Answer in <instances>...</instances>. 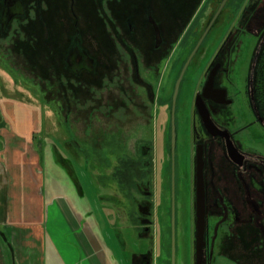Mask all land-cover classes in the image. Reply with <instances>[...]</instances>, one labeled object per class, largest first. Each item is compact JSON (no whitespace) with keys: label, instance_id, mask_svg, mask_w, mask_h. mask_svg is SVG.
I'll use <instances>...</instances> for the list:
<instances>
[{"label":"flooded vegetation","instance_id":"obj_1","mask_svg":"<svg viewBox=\"0 0 264 264\" xmlns=\"http://www.w3.org/2000/svg\"><path fill=\"white\" fill-rule=\"evenodd\" d=\"M18 1L22 10L19 14L15 13L19 11L17 0H0V41L11 48L15 41L28 35L54 49L51 53L59 58L60 69L58 76L46 80V88L49 91L58 82V93L52 97L45 95V105L64 107L72 102L80 106L78 99L69 96L71 90H104L103 133L105 137L120 134L126 138L122 153L130 155L125 156L126 175L122 180L127 183V195L135 207L132 216L135 214L138 221L134 225L138 236L150 237L154 225L152 182L158 133L166 147V161L157 180L168 187L169 218L172 177L175 212L184 179L180 155L175 146L172 155L170 145L174 85L166 101L169 121L159 122L158 129L156 122L157 106L164 104L157 80L162 62L171 57L173 50L172 28L164 23L167 13L160 7L161 0ZM166 3L163 2L164 7ZM207 4L200 3L178 41L182 46L191 42L189 52L201 34H197L195 24ZM4 9L7 19L2 16ZM151 18L159 28L158 44ZM263 43L264 0H246L225 25L209 58L199 63L194 88L188 93L190 105H184L188 116L184 131L190 143L191 264H199L200 260L196 250L198 180L203 188L205 224L200 264H216L220 259L234 264H264V155L249 145L255 126L264 129L254 94V70ZM6 51L9 50L2 54L10 56L12 50ZM176 60L177 56L170 69ZM175 108L176 100V131ZM73 111L69 115L63 113V121H68L76 112ZM138 111L142 116L135 119ZM152 259L151 251L133 255L135 264H152Z\"/></svg>","mask_w":264,"mask_h":264},{"label":"rangeland","instance_id":"obj_2","mask_svg":"<svg viewBox=\"0 0 264 264\" xmlns=\"http://www.w3.org/2000/svg\"><path fill=\"white\" fill-rule=\"evenodd\" d=\"M165 1L167 3L164 7L163 2ZM204 1L161 0L160 7H163V12L167 13L164 16L166 19L164 23L170 24L172 28L170 49L173 50L171 57H167L162 62L157 80V86L160 89L159 97L164 103L157 106V129L159 122L163 124L164 121L165 123L169 121V112L167 113L169 105L166 101L182 68H180L181 63L188 56L191 48V42L182 46L178 41L183 37L189 20L195 16L194 13L198 6ZM219 1L210 0L209 4L202 10L199 22L195 24L197 34L203 30L207 18L215 10ZM245 2L246 0H228L226 2L206 35L203 44L186 68L179 85L175 108V133L177 132L175 147L180 155L179 161L184 171V179L180 184L176 207V264H191V187L188 179L190 174V143L188 133L185 132L187 125L185 122L188 116L184 112V105L186 108L190 105V94L188 93L194 88L193 80L199 63L209 58L217 38L225 29V25L230 23ZM19 24L22 26L21 22ZM46 46L44 41L30 39L28 35L15 41L11 48L0 41V98L31 101L36 103L38 107L40 106L44 116L38 124V129L41 131L38 136L42 138L44 143H49L57 150L58 163H52L53 157L51 159L49 155L50 151L54 149H51L47 154L46 175L49 182L46 184V188L50 192L65 191L66 194L73 195L78 191L73 183V177L76 176L74 178L79 180L82 189L83 203L97 214V221L105 236H103L104 241L112 245L116 251H121L124 264H133V255L146 251L152 253V264H169L170 226L167 211L169 201L166 197L168 187L158 183L157 180V174L163 169L166 161V147L163 138L158 133V138L155 137L156 141L154 140V160L156 163L153 170L155 179L152 182L154 225L151 236L141 238L138 236L139 230L134 227V225H138V221H135V214L132 216L135 207L131 197L127 195L129 194L127 183L123 181L126 175L125 156L130 155V153H122L126 138L120 134L116 137H105L103 133L106 123L104 115L106 113L105 92L104 90H90L88 88H80L78 93L71 90L69 96L71 99L73 97L78 99L80 106L74 105L72 102L64 107L49 103L43 104L45 95L52 97L53 94L58 93V82L53 83L49 87V91H47L46 82L53 75L58 76L60 69L59 58L51 53V50L54 49ZM3 50H12V53L5 57L2 54ZM9 51L6 52L9 53ZM176 56L175 65L170 69ZM73 105L74 107H72ZM73 109L76 112L70 115L68 121H63V113L69 115L70 110L74 112ZM90 114H92L91 119ZM136 115L134 116L135 119L142 116V114ZM73 118L76 120L73 121ZM254 131L255 136L251 142L248 141L249 145L258 154L264 155V129L261 126H255ZM90 132H94L95 135ZM68 169H70V173ZM51 181L52 184H50ZM55 182L57 185L54 184ZM133 221L136 223L134 224ZM104 224L108 227L105 228ZM216 264L234 263L220 259L216 261Z\"/></svg>","mask_w":264,"mask_h":264},{"label":"crops","instance_id":"obj_3","mask_svg":"<svg viewBox=\"0 0 264 264\" xmlns=\"http://www.w3.org/2000/svg\"><path fill=\"white\" fill-rule=\"evenodd\" d=\"M42 116L36 103L0 98V264H124L76 176L74 196L46 188L47 154L59 157L38 136Z\"/></svg>","mask_w":264,"mask_h":264},{"label":"water","instance_id":"obj_4","mask_svg":"<svg viewBox=\"0 0 264 264\" xmlns=\"http://www.w3.org/2000/svg\"><path fill=\"white\" fill-rule=\"evenodd\" d=\"M208 0V4H209ZM228 0H220L219 3L217 4L215 10L211 13V15L207 18L205 26L203 27V30L201 31V34L197 40V42L195 43L194 47L192 48V50L189 52L180 72L179 75L177 77V80L174 84V89H173V94H172V129H171V152L173 155L174 152V146H175V129H174V118H173V111H174V104H175V100L178 94V90H179V85L180 82L183 78V75L185 73L186 68L188 67L190 61L192 60L193 56L195 55L196 51L198 50L200 44L202 43V41L205 39L206 35L208 34L210 28L212 27V25L214 24V22L216 21L217 17L219 16V14L221 13L224 5L226 4ZM17 6L19 7V11L15 12V13H22V10H20L21 8V2L17 0ZM8 13L5 11H3L2 16H4V19L8 18ZM201 14V13H200ZM200 17V15H199ZM3 18V17H2ZM200 19V18H199ZM199 22V21H198ZM150 23L153 25V29H154V34H155V38H156V44L159 43L160 41V32H159V28L157 26V24L155 23V21L151 18L150 19ZM252 99H254V97L252 96ZM254 107L256 108V106L254 105ZM195 208H196V250H197V254H198V258L199 260V264L201 263V260L203 261L202 258V254H203V246H204V228H205V224H204V203H203V188H202V184L200 182V180H198V185H197V190H196V198H195ZM169 219V231H170V256H169V264H176V234H175V229H176V224H175V219H176V212H175V191H174V180L172 177V181H171V202H170V218Z\"/></svg>","mask_w":264,"mask_h":264},{"label":"trees","instance_id":"obj_5","mask_svg":"<svg viewBox=\"0 0 264 264\" xmlns=\"http://www.w3.org/2000/svg\"><path fill=\"white\" fill-rule=\"evenodd\" d=\"M255 103L264 118V43L260 48L254 70Z\"/></svg>","mask_w":264,"mask_h":264}]
</instances>
